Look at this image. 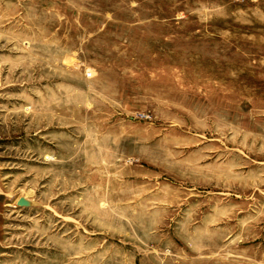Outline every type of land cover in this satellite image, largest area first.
<instances>
[{"label":"rangeland","instance_id":"374dc122","mask_svg":"<svg viewBox=\"0 0 264 264\" xmlns=\"http://www.w3.org/2000/svg\"><path fill=\"white\" fill-rule=\"evenodd\" d=\"M0 264H264V0H0Z\"/></svg>","mask_w":264,"mask_h":264}]
</instances>
